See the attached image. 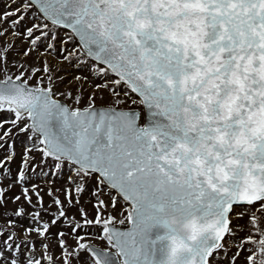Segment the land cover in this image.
<instances>
[{"label":"snow or ice","instance_id":"snow-or-ice-1","mask_svg":"<svg viewBox=\"0 0 264 264\" xmlns=\"http://www.w3.org/2000/svg\"><path fill=\"white\" fill-rule=\"evenodd\" d=\"M0 264H264V0H0Z\"/></svg>","mask_w":264,"mask_h":264},{"label":"rangeland","instance_id":"rangeland-1","mask_svg":"<svg viewBox=\"0 0 264 264\" xmlns=\"http://www.w3.org/2000/svg\"><path fill=\"white\" fill-rule=\"evenodd\" d=\"M9 39H11L10 37H9ZM17 45L19 46V47H23V44H22V42H20V41H17ZM17 150L19 151L20 150V145L18 144L17 145ZM14 207V205H9V208L11 209V208H13Z\"/></svg>","mask_w":264,"mask_h":264},{"label":"water","instance_id":"water-1","mask_svg":"<svg viewBox=\"0 0 264 264\" xmlns=\"http://www.w3.org/2000/svg\"><path fill=\"white\" fill-rule=\"evenodd\" d=\"M118 227H123V226H119V225H118Z\"/></svg>","mask_w":264,"mask_h":264}]
</instances>
